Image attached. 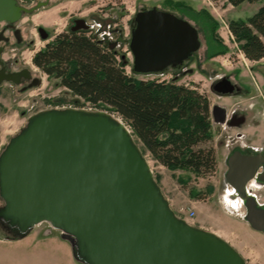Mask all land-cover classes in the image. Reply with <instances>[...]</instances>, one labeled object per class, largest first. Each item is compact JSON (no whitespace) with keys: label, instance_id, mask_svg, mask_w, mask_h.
Returning <instances> with one entry per match:
<instances>
[{"label":"water","instance_id":"obj_1","mask_svg":"<svg viewBox=\"0 0 264 264\" xmlns=\"http://www.w3.org/2000/svg\"><path fill=\"white\" fill-rule=\"evenodd\" d=\"M50 1L26 6L0 0V23H17ZM78 29L90 26L73 30ZM40 32L48 38L45 28ZM120 42L129 45L135 74L181 69L202 44L195 25L158 6L139 8L130 37ZM1 54L0 46L4 67ZM4 71L0 85L21 83V74L31 77L29 69ZM221 80L229 88L218 94L233 90L229 79ZM42 83L37 77L24 89ZM211 113L215 123L226 122L223 106L213 105ZM228 166L226 181L243 199L244 219L264 232V204L247 187L257 170H264L263 155L237 149ZM0 198V222L15 226V237L49 222L70 240L75 258L84 264H247L225 239L176 215L131 130L112 112L70 107L31 115L0 153Z\"/></svg>","mask_w":264,"mask_h":264},{"label":"rangeland","instance_id":"obj_2","mask_svg":"<svg viewBox=\"0 0 264 264\" xmlns=\"http://www.w3.org/2000/svg\"><path fill=\"white\" fill-rule=\"evenodd\" d=\"M19 1L23 5L32 6L39 0ZM184 1L195 8V11L172 6L167 0H51L48 6L33 14L24 15L17 22L21 27L23 44H10V50H7L3 60L13 62L14 59H18L19 67L30 69L33 75L42 78L43 83L41 86L27 89H24L23 82L4 81L0 85V153L10 138L26 125L28 118L41 110L85 107L110 112L104 107L93 105L73 95L67 87L60 86L59 79L49 76L39 68L33 62V57L59 32L68 30L70 16L74 11L82 10V15L88 18L90 23H92L90 16L94 14L113 18L121 28L122 40L130 36L132 19L139 8L144 6H158L170 10L189 20L199 29L201 48L186 61L184 67L169 68L163 77L169 80L176 78L180 83L197 86L209 97L211 106L219 104L229 110L238 107L252 123V126L240 130L241 134H245L244 142L252 146H263L264 58L251 60L246 57L240 51L235 37L233 39L226 34L223 21L230 24L232 19L253 15L264 4V0L245 1L240 5H233L229 0ZM1 26H3L2 22ZM38 26L45 28L51 36L43 39L38 32ZM212 33L219 39L214 38ZM31 39H34V44L26 43ZM115 40L112 39L107 43L115 44L114 48L119 51V58H123L126 64L125 70L129 74H135L132 69L133 54L128 43L116 44L118 41ZM219 49L226 50L213 56L212 52ZM225 74L233 77L237 74L238 81L253 82L255 90L237 96H220L217 92H213L210 86L214 79ZM135 75L139 78L152 76ZM115 115L122 119L119 114L115 113ZM253 123H258V126H254ZM213 124L215 136L212 144L216 150L217 162L215 169L210 173L195 174L191 171L169 169L146 152L141 142L137 143L142 152H145L144 156L153 170L163 195L180 218H187L186 220L193 226L214 232L225 239L241 253L247 264H264V232L253 229L244 219L246 211L244 205L231 207L227 198L230 187L224 183L226 169L224 160L232 148L241 147L237 139L238 130L228 129L224 123L213 121ZM126 125L130 129L127 123ZM250 191L256 194L260 201L264 200V192L254 188ZM182 207L184 211L181 210ZM189 208L195 210L194 217L189 216L187 211ZM0 264L84 263L75 258L70 240L64 238L59 229L45 221L35 225L25 237H8L0 231Z\"/></svg>","mask_w":264,"mask_h":264},{"label":"trees","instance_id":"obj_3","mask_svg":"<svg viewBox=\"0 0 264 264\" xmlns=\"http://www.w3.org/2000/svg\"><path fill=\"white\" fill-rule=\"evenodd\" d=\"M229 1L240 5L260 0ZM167 2L195 11L184 0ZM229 26L246 57L264 58V4L247 18L232 19ZM33 62L73 95L119 114L144 150L169 169L195 174L215 169L211 101L197 86L176 78H139L127 73L119 51L101 43L89 30L59 32L35 53Z\"/></svg>","mask_w":264,"mask_h":264},{"label":"flooded vegetation","instance_id":"obj_4","mask_svg":"<svg viewBox=\"0 0 264 264\" xmlns=\"http://www.w3.org/2000/svg\"><path fill=\"white\" fill-rule=\"evenodd\" d=\"M94 3V2H92ZM97 6V5H96ZM82 8V7H81ZM97 8V7H96ZM70 21L68 24V30L67 31H81V30H86V29H78V30H73L74 28H79L80 26L83 25H89L90 29L89 33L93 34L101 43H105V42H109L112 39H116L118 42H116V44H120V40L122 38V31L121 28L118 26V24L113 20V18H104L102 16H100L99 14H94L90 16V19L92 21V23H90L88 21V18L84 17L82 15V10H79L78 12H73V14H71L70 16ZM3 26L0 27V46L2 47V54H1V58L2 60L5 58V53L7 52V50H10V44H14V45H22L23 44V35L21 32V27L19 25V23H8V22H2ZM38 32L41 36V32H40V26H38ZM48 38L51 36L50 32H48ZM42 37V36H41ZM47 38V39H48ZM115 40V41H116ZM26 43H31L34 44V39H31L29 42L26 41ZM4 61V60H3ZM19 60L18 59H14L13 62L11 61H4V67H2L0 65V70L2 68H4V73L6 72H18L21 73L24 70H28V68L25 67H19ZM30 70V69H29ZM31 71V70H30ZM21 82H23V86L27 87L30 84H32V82L34 81L35 78H37V76L33 75L32 71H31V77L27 78L24 75L21 74ZM229 79L231 81V83L234 85L233 90L229 91L226 94H219L220 96H232V95H242V94H248L250 92H253L255 90V86L253 85V82L251 81H238L239 79V75L235 74L234 77L232 75L229 74H225V75H221L220 77H217L216 79L213 80L210 88L213 92H216V90L220 89V90H226L229 88V86L227 84H223L221 83V79ZM234 78V79H233ZM215 105V104H213ZM212 105V106H213ZM226 113H227V119L226 122L224 124H226L228 129L231 130H238V140H244L245 139V134H241L240 130L245 129L247 126H252V123L247 119V116L244 112H241L239 110L238 107H234L233 109L229 110L226 109ZM218 115L220 116V113H218ZM254 126H258V123H253ZM230 145V144H228ZM240 149L242 151L243 154H247V155H257V154H261L264 157V145L257 147V146H252L249 143H246V146H242L241 147H237V148H232L231 151L228 153V155L226 156L225 164H226V169L224 171V183L225 185H227L228 187H230L229 189L231 190V185L226 181V172L229 169L228 166V159L229 157L234 153L235 150ZM258 174H262V176H264V170L263 167H260L257 170L256 173V177L253 179H250L248 181L247 187L249 190L251 189H259L261 192H264V178H258ZM228 189V190H229ZM258 197V196H257ZM1 200V205H3V201ZM259 202L261 204H264V200ZM246 212V211H245ZM14 227L15 226H10L8 223L1 221L0 222V231L4 232V234H6V236H12L15 237L14 235Z\"/></svg>","mask_w":264,"mask_h":264},{"label":"built area","instance_id":"obj_5","mask_svg":"<svg viewBox=\"0 0 264 264\" xmlns=\"http://www.w3.org/2000/svg\"><path fill=\"white\" fill-rule=\"evenodd\" d=\"M223 28L226 30V34L230 35L234 39L235 36L233 35L232 31L230 30L229 24L226 23L225 21H223ZM240 51H241V49H240ZM163 74H165V73L150 74L152 76H150L149 78H151V79H156L157 78L159 80H169V79H166L165 77H163ZM63 107H65V106H63ZM82 108L83 109H87V110H98V109H88V108H85V107H82ZM238 141H240V145L246 146V143L244 142V140L240 139ZM181 210L184 211L185 209L182 207ZM187 211H188L190 217H194L195 214H196L194 209L189 208V209H187Z\"/></svg>","mask_w":264,"mask_h":264},{"label":"bare ground","instance_id":"obj_6","mask_svg":"<svg viewBox=\"0 0 264 264\" xmlns=\"http://www.w3.org/2000/svg\"><path fill=\"white\" fill-rule=\"evenodd\" d=\"M228 191H229V195L227 196V198H228V202H230L231 207L244 205L243 199L238 195L237 191L234 188L231 187V190L229 189Z\"/></svg>","mask_w":264,"mask_h":264}]
</instances>
